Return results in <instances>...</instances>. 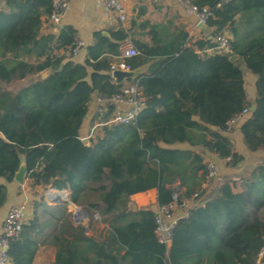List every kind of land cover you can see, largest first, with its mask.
Segmentation results:
<instances>
[{"label":"trees","instance_id":"obj_1","mask_svg":"<svg viewBox=\"0 0 264 264\" xmlns=\"http://www.w3.org/2000/svg\"><path fill=\"white\" fill-rule=\"evenodd\" d=\"M54 1L0 6V208L7 199L2 179L12 182L24 160L30 187L67 190L89 223H76L65 205L38 199L32 218L9 242V264H33L45 227L57 247L53 264H257L264 245V157L237 179L221 176L213 192L203 182L210 176L205 153L229 158L232 168L244 159L221 132L231 130L228 122L245 108L242 141L250 152L264 151V0H190L211 11L213 37L231 35L229 52L209 53L212 38L188 44L183 27L161 34L157 23L139 18L140 10L129 28L111 29L109 36L96 31L82 63L68 54L76 39L72 27L41 34ZM134 29L150 39L132 37L139 53L126 59L132 70L151 62L129 79L144 107L132 123L107 124L114 109L108 104L87 145L80 129L90 99L122 92L110 65ZM230 53L237 58L230 60ZM242 64L256 76L254 99ZM46 69L44 79L8 88ZM151 188L159 206L175 194L179 205L203 200L178 220L169 246L158 239L155 209L131 206L133 194ZM96 219L103 230L89 234Z\"/></svg>","mask_w":264,"mask_h":264},{"label":"crops","instance_id":"obj_2","mask_svg":"<svg viewBox=\"0 0 264 264\" xmlns=\"http://www.w3.org/2000/svg\"><path fill=\"white\" fill-rule=\"evenodd\" d=\"M3 2L4 0H0V6L3 4ZM125 7L128 13V19L126 21H120L117 17L112 16L106 12L103 0H71L70 8L58 25L53 24L48 17H44L41 34H55L57 36L64 28L72 27L76 31V37L81 38L87 46L88 44L93 42L94 33L96 31H100L103 34L106 33V35L109 36V30L111 29H118L120 27L129 28L131 18L136 16L138 11L141 10L142 14L139 16V18L149 19L151 22L157 23L159 25V32L161 34H164L165 32L172 33L177 28L183 27L188 31L190 35V41H188V44L190 45L191 42L197 39L213 38V29L210 27L202 28L198 26L196 24L195 18L187 16L183 8L176 2V0H125ZM132 37H141L146 41L150 40L148 36L141 35V31L139 29H134L132 35L124 43H122V45L131 43ZM86 46L80 49L76 57H72L75 61L81 63L85 61L87 56ZM61 52H63V50ZM150 64L151 62H147L143 66L139 67L138 69L140 70V74L143 72H147ZM42 75H44V71L16 81L15 83L18 84V87L14 90H17L29 84L31 81H35L41 78ZM247 78H249L250 82L252 83L250 90L247 89ZM244 79L248 96L250 99H254L256 96V76L249 70L247 72L246 70H244ZM122 83H124V86L131 85L129 79H125ZM107 106L108 101L105 98L99 96L96 93L92 95L89 102L88 113L80 129L81 139L83 137L90 138V134L93 131V128L103 120L102 117L108 110ZM121 106L125 109L129 107L128 104H121ZM234 127L235 129L233 131L229 130L226 132H221V134L229 138L232 143L235 139L237 140L240 138L242 140V134L240 132V121ZM183 147L189 148L190 146L184 144ZM196 150H199V148L196 147ZM248 152L253 153V155L258 154L264 157V151ZM205 161L216 163L219 167L221 175L235 172L234 168L230 167L231 169H227L226 160L218 158L215 153H205ZM22 163H24V160H22ZM2 182L6 181L2 180ZM6 183L8 186V197L5 204L0 209V231L2 229L3 220L10 208L22 201H28L29 203L32 198L31 187L28 185L27 178L23 184H20L15 180ZM204 185L205 182H203V186ZM206 196L207 194L204 195V198ZM131 200L133 201L131 205L133 209H138L141 207H151L153 209H156L158 206L157 188H151L146 191L135 193L131 196ZM57 201L58 200H56L54 203L58 205ZM202 201V199L194 201V199L192 198H186L184 199L182 205L177 206L178 209H176V214L186 213L189 206H191L193 203L197 204ZM33 215L34 212L30 213L28 210L27 220L32 218ZM103 227L104 224L100 220H94L91 224V228H89L87 232L89 234L98 235L103 230ZM50 232L51 228L45 227L44 231H42V233L40 234L41 241L39 242L33 264H53L57 247L51 240Z\"/></svg>","mask_w":264,"mask_h":264},{"label":"built area","instance_id":"obj_3","mask_svg":"<svg viewBox=\"0 0 264 264\" xmlns=\"http://www.w3.org/2000/svg\"><path fill=\"white\" fill-rule=\"evenodd\" d=\"M176 2L183 8L184 12L189 17H194L196 24L202 22L206 23L211 15V11L207 7L200 8L198 5L194 4L190 0H176ZM71 0H55L54 8L51 15L48 17L49 20L58 25L68 9L70 8ZM106 12L112 16L117 17L120 21H126L128 19V13L125 7V0H103ZM215 46L207 49L208 52H229L230 51V40L231 35L225 31L215 35L213 38ZM85 42L76 37L73 47L70 49L68 54L72 57H76L81 48H84ZM139 53L138 49L131 43L123 44L121 46L120 54L114 58L110 65V73L117 69L121 70H132V66L127 62V58L135 56ZM108 104L114 107L110 117L105 122L107 124L118 123V124H129L135 120L137 114L144 107V99L141 96L140 91L134 84L124 86L122 92L108 99ZM121 104H128V108H123ZM249 112V108H245L241 113L230 119L228 122V128L235 126L240 119L244 118ZM229 160L226 159V161ZM216 164L214 162H209V173L213 175L216 171ZM58 192H64L66 201L75 208L73 213V218L76 223H82V218L86 217L87 212L81 208V206L76 207L70 201L69 192L67 190H59ZM197 193L194 194V197ZM175 200L165 206H157L156 212V233L160 242L165 243L169 246V242L172 241L173 231L178 223V220L185 216L186 213L176 214L174 209L179 206L177 202V194L174 195ZM184 205V204H183ZM29 210L28 201H22L18 204L13 205L7 212L2 229L0 231V264H9L10 256L8 253L10 240L17 236L22 229L23 224L27 220V213ZM96 217H100L96 214ZM83 224V223H82ZM264 259V245L261 248L258 258L256 260L257 264H262Z\"/></svg>","mask_w":264,"mask_h":264},{"label":"rangeland","instance_id":"obj_4","mask_svg":"<svg viewBox=\"0 0 264 264\" xmlns=\"http://www.w3.org/2000/svg\"><path fill=\"white\" fill-rule=\"evenodd\" d=\"M242 67H243V71L244 70H246V72L248 71V69L243 64H242ZM246 80H247L246 81L247 89L250 90L252 83L250 82L249 78H247ZM17 87H18V84H16V83H12V84L8 85V88H11L12 90L16 89ZM234 129H235V127H232L230 131H233ZM233 144H234L235 148L239 152L243 153L244 159L241 162H239V164L234 168L235 172H232V173L230 172L229 174L226 173V174H222V175L220 173L218 165L215 163L216 167H217L215 173L213 175H210L207 178L206 182H205V185L207 183L206 186L208 187L207 193L215 191V188H217L218 182H219V178L221 176H225L226 175V176L232 177L234 179H237L240 173H242L244 171H247V170H250V169H253L258 163L262 162V159H263L262 155H258V154L253 155V153H249L247 151V149L244 147V143H243V141L240 138L237 139V140L235 139L233 141ZM226 168L229 169L230 167L226 165ZM2 180L5 181L4 179H2ZM6 182H3V183L5 184ZM6 188H7V197H8V186H7V183H6ZM52 190H55L58 193L57 195L54 196V198H52L53 200L50 199V197H49V192L52 191ZM63 193L64 192H58L56 190V188H52V187H48V188H43V187H41V188H39V187L32 188L31 187V197L32 198H31V200L29 202V212L30 213L34 212V203L38 199L43 198L44 201L47 203V205L52 207V206H56L57 205L54 202L58 199V197H59V200L57 201L58 204L65 205L69 211L74 212L75 208H73V206L66 201L67 198H65ZM6 201H7V199H6ZM132 203H133V201H132ZM132 203H131V205H132ZM75 206L79 207L77 205H75ZM82 209L86 211V209H84V208H82ZM176 209H178V208L176 207L174 209L175 212H176ZM98 220L99 219H96V221H98ZM82 223H87V224L89 223L88 212H87L86 217L82 218Z\"/></svg>","mask_w":264,"mask_h":264},{"label":"water","instance_id":"obj_5","mask_svg":"<svg viewBox=\"0 0 264 264\" xmlns=\"http://www.w3.org/2000/svg\"><path fill=\"white\" fill-rule=\"evenodd\" d=\"M198 26H200L202 28H208L209 27L206 23H202V22L198 23ZM105 35H106V33H105ZM236 58H237V55H233L232 53H230V56H229L230 60H235ZM49 74H50V69H46V70H44V75H42V77L37 79V80H42L45 77H47ZM139 74H140L139 69L129 70V71L117 69V70L112 72V76L115 79L116 83H122L125 79L136 78ZM255 108H256V105L253 104L252 110H254ZM213 128L216 129V126H213ZM81 140L83 143H85L87 145L90 142L88 137H83ZM14 180L20 184H23L25 182V180H26V165H25V163H22L20 165L18 171L16 172V174L14 176ZM57 200H59V197ZM171 242H169V244H171Z\"/></svg>","mask_w":264,"mask_h":264},{"label":"bare ground","instance_id":"obj_6","mask_svg":"<svg viewBox=\"0 0 264 264\" xmlns=\"http://www.w3.org/2000/svg\"><path fill=\"white\" fill-rule=\"evenodd\" d=\"M58 193L55 190H52L49 192V197L50 199L54 198L55 195H57ZM53 200V199H52Z\"/></svg>","mask_w":264,"mask_h":264}]
</instances>
